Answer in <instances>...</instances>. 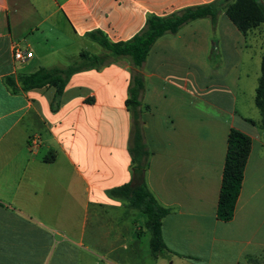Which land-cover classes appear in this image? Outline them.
Instances as JSON below:
<instances>
[{
  "label": "crops",
  "instance_id": "crops-1",
  "mask_svg": "<svg viewBox=\"0 0 264 264\" xmlns=\"http://www.w3.org/2000/svg\"><path fill=\"white\" fill-rule=\"evenodd\" d=\"M208 1L0 0V264H264V131L260 116L237 107L239 89L251 76L254 93L258 77L252 63L260 57L249 61L246 50L262 47L223 10L213 23L199 17L160 35L135 68L143 78L145 181L168 208L159 224L163 247L155 255L149 248L151 260L127 241L139 229L122 221L126 200L106 193L130 175V62L87 32L126 40L149 13ZM14 45L31 56L14 60ZM80 51L105 61L71 73L56 100L53 85L19 87L18 74L65 67ZM229 127L249 135L250 149L233 214L221 220L215 207Z\"/></svg>",
  "mask_w": 264,
  "mask_h": 264
},
{
  "label": "trees",
  "instance_id": "trees-1",
  "mask_svg": "<svg viewBox=\"0 0 264 264\" xmlns=\"http://www.w3.org/2000/svg\"><path fill=\"white\" fill-rule=\"evenodd\" d=\"M220 10H223L229 21L242 34L260 24L264 26V0H211L184 6L166 14L149 13L141 28L126 40L110 41L99 30L87 32L109 54L126 57L130 62V74L124 98V106L130 115L126 145L129 154L130 175L127 181L106 189V193L112 197L125 199L129 207L137 209L142 214L144 224L150 231L149 244L153 255L163 247L159 224L168 208L156 200L145 181L144 174L149 151L142 142L138 120V95L143 85V78L135 68L141 65L157 37L164 33H175L182 25L199 17H208L213 23ZM261 47L259 74L254 86L253 103L259 111V125L264 131V35ZM104 61L105 54L103 53L80 51L79 59L65 67L38 68L29 73L18 74L16 79L21 89L44 84L53 85L52 99L56 100L71 73L81 69L97 68ZM5 80L12 90L16 89L12 75H7ZM248 120L251 121V119ZM249 149V135L239 129L229 127L226 134V147L215 207L216 217L221 220H228L233 214Z\"/></svg>",
  "mask_w": 264,
  "mask_h": 264
},
{
  "label": "rangeland",
  "instance_id": "rangeland-1",
  "mask_svg": "<svg viewBox=\"0 0 264 264\" xmlns=\"http://www.w3.org/2000/svg\"><path fill=\"white\" fill-rule=\"evenodd\" d=\"M248 31L253 32L252 36H257L261 42V39L264 35V26L263 24H260L258 26H256L255 28L249 29ZM245 37V35H244ZM245 42H251V40L249 39L248 36L245 37ZM101 47V45H100ZM249 49L246 50L247 52H252L253 53V59L249 58V61H254V58L256 59V56L260 57V53L256 54L255 52L257 51L255 48V45L252 47L249 45ZM102 48V47H101ZM208 64L210 65L212 63V66H214L215 64H213V62H216L218 60H212V59H208ZM219 66V65H218ZM252 67H255V69L258 71L259 74V62H253L252 63ZM213 70H211L212 72ZM207 74L210 72L209 69H207ZM256 79V78H255ZM254 82H256V80H254ZM238 112L240 114H244L247 115L248 117H251L253 119H255V117L260 116L258 109L256 108V106L253 103V91L251 90V76L248 77V82H246L244 88H240L239 92H238ZM117 120V119H116ZM111 133H117L119 131V127H117L116 124H113L112 128L110 129ZM127 221V227L128 228H138L139 232H137L136 230V234H132V237L128 238L129 240L128 243L130 244H136L138 249H139V254L141 256V258L143 260H151V257L148 254L149 251V237H150V231L149 228L146 227V225L144 224V217L142 216V214L135 208L129 207L127 205V216L126 217H122V221ZM133 221V222H132ZM132 223V225H131ZM133 239V240H132Z\"/></svg>",
  "mask_w": 264,
  "mask_h": 264
},
{
  "label": "built area",
  "instance_id": "built-area-1",
  "mask_svg": "<svg viewBox=\"0 0 264 264\" xmlns=\"http://www.w3.org/2000/svg\"><path fill=\"white\" fill-rule=\"evenodd\" d=\"M31 53V50L25 49L18 45H14L12 48V56L16 61H23L25 58L31 56Z\"/></svg>",
  "mask_w": 264,
  "mask_h": 264
}]
</instances>
